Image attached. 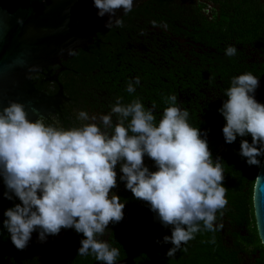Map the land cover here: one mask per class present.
<instances>
[{
  "label": "clouds",
  "instance_id": "clouds-1",
  "mask_svg": "<svg viewBox=\"0 0 264 264\" xmlns=\"http://www.w3.org/2000/svg\"><path fill=\"white\" fill-rule=\"evenodd\" d=\"M94 5L100 17L109 16L105 27L111 29L123 27L117 12H131L134 0H94ZM152 26L167 27L155 21ZM225 54L233 57L237 48L230 45ZM139 84L136 77L126 91L135 93ZM258 87L259 79L252 73L234 77L219 109L226 120V143L250 135L252 143L242 140L240 155L257 167V157L264 155V148L258 147L264 144V104L254 97ZM121 101L117 98L106 115L79 111L76 119L84 123L71 129L46 124L42 115L31 120L25 105L15 101L0 109V176L8 189L5 198L11 200L9 193H14L22 202L4 213V227L18 250L27 247L36 229L43 242L61 229L74 228L85 237L78 256L92 254L104 264H116L119 249L98 237L106 234L110 223L124 219L125 203L116 195L109 198L117 187L118 163L126 188L137 200L147 202L165 227L172 226L171 236L164 237V243L173 245L169 258L202 230L223 228L216 224L217 213L222 215L228 204L223 166L213 162L199 128L189 124V111L176 106L175 95L168 96L165 102L170 106L157 124L155 105L146 110L139 99L126 105ZM145 155L155 162L157 171L144 165Z\"/></svg>",
  "mask_w": 264,
  "mask_h": 264
},
{
  "label": "flooded vegetation",
  "instance_id": "flooded-vegetation-1",
  "mask_svg": "<svg viewBox=\"0 0 264 264\" xmlns=\"http://www.w3.org/2000/svg\"><path fill=\"white\" fill-rule=\"evenodd\" d=\"M251 1L259 3L262 6L260 8L264 10V0ZM219 4L215 0H173L171 7L164 10L141 5L121 16L123 26L130 29L117 31V36L111 38L114 42L111 39H102L99 35L110 36L112 31H116V27L101 30L93 44L85 49H78L71 57L61 60L60 64L50 66L43 74L33 77L37 79L33 82L39 90L50 96L63 94L67 99L56 114L45 119L46 124L64 129L78 127L84 123L76 119L79 111H87L97 116L109 114L117 98H122L121 102L125 105L139 99L146 110L155 105L154 115L158 124L164 109L170 106L165 102V98L175 95L176 106L189 111V124L199 128L201 138L207 140L210 152L214 153L213 162L222 163L223 186L226 188L228 201L226 208L222 210L223 214L217 213L216 224H223L222 229L215 232L202 230L195 234V238L187 245H182L174 257L169 258L167 253L173 245L164 243V237L171 236L172 228L152 230L120 228L130 225L129 216L124 213L121 222L110 223L106 234L98 237L107 241L111 247L119 249L120 255L116 264H204L207 259H210L211 264L262 262L264 245L257 229L254 205L253 214L247 215L249 220L241 224L238 220L241 213L240 203L229 200L238 185L237 168L224 159L225 150H229L231 144L226 143L222 134L224 127L214 135L208 133L207 126L222 119L220 105L223 104L225 91L230 88L228 83L224 86L226 84L222 80L223 76H216L215 73L225 72L230 68L232 69L230 76L234 77L246 73L255 74L256 64L264 61V47L262 49L257 44L258 40L246 46L238 44L235 37H231L226 43L220 42L217 47L209 45L214 32L202 31V24L197 20L204 18L208 21L207 25L216 27L213 24L217 16L221 18V15H217L221 14ZM201 5L203 7H200ZM141 7H145L148 12H140ZM232 12L235 13V10ZM220 20L222 21L218 23L222 26L234 24V16L231 20L225 17ZM153 21L158 25L166 24L167 27H153ZM230 45L235 46L237 51H242L245 58L240 59L237 54L228 57L225 49ZM128 59L135 62H129ZM94 60H97L99 66L94 68L90 75L79 71L80 66L90 65ZM105 60L109 63L116 61L117 67L106 70L103 63ZM119 75L120 83L116 84V76ZM136 77L140 78V84L135 86V93L129 94L126 91L127 84ZM195 78L198 80L193 82L192 79ZM212 78L215 79L214 82ZM100 85H106V88L102 91ZM86 86L90 87L83 93ZM68 88L77 92L76 97H73L76 99L68 95ZM112 119L115 124L117 116L113 115ZM95 122L101 123L99 120ZM144 165L150 171L158 170L155 162L147 155L144 157ZM115 171L117 187L111 190L109 198L116 195L125 205L129 198H132L136 200V206L148 210L149 204L137 200L126 188V182L121 179L123 176L121 163L117 164ZM84 238L83 234L77 233L74 228L61 230L58 235L46 236L41 245L29 246V251L33 253L29 255L25 264H79L80 261L103 264L104 262L96 260L92 254L78 256ZM54 240L55 243L51 244ZM258 241L263 249L258 246ZM184 248H187V251H184ZM218 259L222 262L217 263Z\"/></svg>",
  "mask_w": 264,
  "mask_h": 264
},
{
  "label": "water",
  "instance_id": "water-1",
  "mask_svg": "<svg viewBox=\"0 0 264 264\" xmlns=\"http://www.w3.org/2000/svg\"><path fill=\"white\" fill-rule=\"evenodd\" d=\"M147 1L134 0L133 10ZM123 15L118 10L117 17ZM108 20L94 0H0V109L15 101L33 121L56 114L67 99L39 90L33 77L93 44ZM257 176L253 205L264 245V160Z\"/></svg>",
  "mask_w": 264,
  "mask_h": 264
},
{
  "label": "trees",
  "instance_id": "trees-1",
  "mask_svg": "<svg viewBox=\"0 0 264 264\" xmlns=\"http://www.w3.org/2000/svg\"><path fill=\"white\" fill-rule=\"evenodd\" d=\"M173 0H150L149 2L145 3V7H156L159 10H164L167 7L170 8ZM215 2L220 3L221 6V18H229L231 20L232 16H234V24H229L228 27L222 26L219 24V21L221 18L217 16L216 22L213 25H216V27L209 26L206 23L208 22L206 19L197 20L199 23L202 24V31L210 30L214 32L213 40H210L211 46H218L220 42H228L230 41L231 37H235L237 39L238 44H243L246 46L247 44H252V42L257 41V44L263 49L264 47V10L261 9L262 7L257 2H252L251 0H215ZM145 7H141L140 12H148V10ZM200 7H203L201 5ZM235 8V9H233ZM235 10V13L232 11ZM232 14V15H231ZM231 15V16H229ZM229 16V17H228ZM218 20V21H217ZM116 31H112V35H105L102 34L99 35L102 39H113L117 36V31L123 32L125 30H129L128 26L123 27H116ZM111 39V40H112ZM118 40V39H117ZM114 42V40H112ZM120 47V46H119ZM237 56H240L242 58H245L242 51H237ZM103 59V57H101ZM129 62L134 63L135 61L128 59ZM107 60L103 61V63L106 66V70L113 69L114 67H117L116 61H113L111 63L107 62ZM99 66L97 60H94L90 63V65L87 64V66L79 67V71L90 75L92 73V70L94 68H97ZM120 68V67H119ZM178 71V70H176ZM175 71V72H176ZM255 74H253L255 77L259 79V87L257 88L254 95L256 96L255 99L258 103L264 104V61L260 63L259 65L256 64L254 69ZM232 73V69L228 68L225 72L224 71H218L215 73V75H222V80L228 84H230L231 87V80L234 78V76H230ZM121 76H116L115 83H120ZM37 80L36 78H33V81L35 82ZM42 78L40 77L39 81H41ZM105 80V79H104ZM110 80V79H109ZM193 82H196L198 79H192ZM215 79L212 78V82H214ZM224 86H227L224 85ZM90 86H86V89H89ZM106 88V85H100V90H104ZM68 95L72 99H76L73 97H76L77 92L74 91V89L68 88L67 90ZM82 96V95H80ZM227 99L226 96L222 99L223 103ZM221 107L223 104L220 105ZM226 125V120L222 116L221 120H218L214 124H210L207 126L208 133L214 134L219 131L221 127H224ZM223 134V133H222ZM242 140H247L250 144L252 143V137L250 135H247L245 137L237 136V139L234 143L231 144L229 150H225V156L224 159L226 162L232 163L234 167L237 168L236 170V179L238 181L237 187L234 188V193L230 195L229 200H233V202L238 201L240 203L241 213L238 217L239 223H244L247 219V215L250 213L253 214V191L254 186L256 182V178L260 169V166L262 164V161L264 160V155H261L257 157V159L260 161V166H250L247 163V158L240 155L241 152V142ZM260 148H264V144L258 145ZM212 156H214V153L212 152ZM8 192V189L4 183L3 177L0 176V264H25L27 262V258L30 254H32V251H29V246L35 247L36 245H41L42 241L40 240V229H36L31 236V239L27 245V247L24 250H18L15 245L11 241V234L8 232V230L4 227V221L7 219V217L4 215V213L10 209L14 208L15 205L21 204L22 202L19 200L18 197L15 196L14 193H9L12 195V199L9 200L5 198V193ZM136 200L130 199L127 201L126 207L124 208V213L129 216V223L130 225L127 227H120V228H127L129 230H152V229H171L172 226L165 227L158 219L157 214L154 213L151 210V206L149 205V209H141L139 206H136ZM158 220V221H156ZM255 222V221H254ZM201 228L203 229V224L201 222ZM66 230V229H61ZM50 236V235H48ZM46 240V238H45ZM44 240V241H45ZM43 241V242H44ZM55 243L54 242H51ZM258 246L263 249L261 246V243L258 241ZM264 250V249H263ZM217 263L222 262L220 259L216 261ZM264 263V251H263V257L262 262L260 264ZM79 264H89L84 263L82 261L79 262ZM204 264H211L210 259H207Z\"/></svg>",
  "mask_w": 264,
  "mask_h": 264
}]
</instances>
